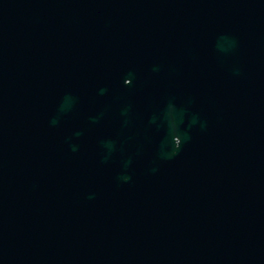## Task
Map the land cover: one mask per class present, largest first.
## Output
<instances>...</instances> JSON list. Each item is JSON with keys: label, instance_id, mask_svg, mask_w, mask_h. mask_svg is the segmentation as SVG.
<instances>
[{"label": "water", "instance_id": "95a60500", "mask_svg": "<svg viewBox=\"0 0 264 264\" xmlns=\"http://www.w3.org/2000/svg\"><path fill=\"white\" fill-rule=\"evenodd\" d=\"M0 264H264V0H0Z\"/></svg>", "mask_w": 264, "mask_h": 264}]
</instances>
